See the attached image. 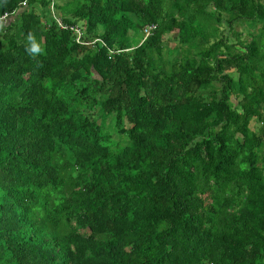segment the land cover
<instances>
[{"label": "trees", "instance_id": "1", "mask_svg": "<svg viewBox=\"0 0 264 264\" xmlns=\"http://www.w3.org/2000/svg\"><path fill=\"white\" fill-rule=\"evenodd\" d=\"M0 264H264V0H0Z\"/></svg>", "mask_w": 264, "mask_h": 264}, {"label": "rangeland", "instance_id": "2", "mask_svg": "<svg viewBox=\"0 0 264 264\" xmlns=\"http://www.w3.org/2000/svg\"><path fill=\"white\" fill-rule=\"evenodd\" d=\"M238 28H239V29H242V27H238ZM239 29H238V30H239ZM245 30H246V29H245ZM165 38L168 39V40L170 39L171 41H172L173 39H175L174 36H170V35H169V36H166ZM231 74L233 75L232 72H231ZM253 125H254V122L252 121V122H251V126H253Z\"/></svg>", "mask_w": 264, "mask_h": 264}, {"label": "clouds", "instance_id": "3", "mask_svg": "<svg viewBox=\"0 0 264 264\" xmlns=\"http://www.w3.org/2000/svg\"><path fill=\"white\" fill-rule=\"evenodd\" d=\"M37 50H38L37 47L35 45H33V48L31 49V51L35 52Z\"/></svg>", "mask_w": 264, "mask_h": 264}, {"label": "built area", "instance_id": "4", "mask_svg": "<svg viewBox=\"0 0 264 264\" xmlns=\"http://www.w3.org/2000/svg\"><path fill=\"white\" fill-rule=\"evenodd\" d=\"M1 18H4V16H2Z\"/></svg>", "mask_w": 264, "mask_h": 264}]
</instances>
